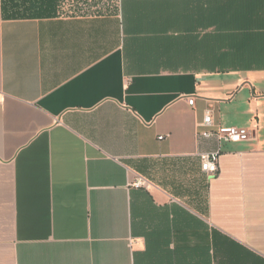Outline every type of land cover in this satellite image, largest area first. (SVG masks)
Instances as JSON below:
<instances>
[{
	"label": "crops",
	"instance_id": "1",
	"mask_svg": "<svg viewBox=\"0 0 264 264\" xmlns=\"http://www.w3.org/2000/svg\"><path fill=\"white\" fill-rule=\"evenodd\" d=\"M97 4L0 8V264H264V0Z\"/></svg>",
	"mask_w": 264,
	"mask_h": 264
},
{
	"label": "built area",
	"instance_id": "2",
	"mask_svg": "<svg viewBox=\"0 0 264 264\" xmlns=\"http://www.w3.org/2000/svg\"><path fill=\"white\" fill-rule=\"evenodd\" d=\"M193 103V98L188 100V105L192 106ZM199 126L203 129L199 133L200 137L205 139H215L218 144L245 142L252 138V133L245 128L215 125L209 109L205 111L202 122ZM219 155L220 150L217 149L213 152L202 154L200 156L201 170L210 178L217 175ZM135 185L140 186L142 185V182L138 181Z\"/></svg>",
	"mask_w": 264,
	"mask_h": 264
},
{
	"label": "trees",
	"instance_id": "3",
	"mask_svg": "<svg viewBox=\"0 0 264 264\" xmlns=\"http://www.w3.org/2000/svg\"><path fill=\"white\" fill-rule=\"evenodd\" d=\"M61 5V0H0L2 11L13 18H52Z\"/></svg>",
	"mask_w": 264,
	"mask_h": 264
},
{
	"label": "rangeland",
	"instance_id": "4",
	"mask_svg": "<svg viewBox=\"0 0 264 264\" xmlns=\"http://www.w3.org/2000/svg\"><path fill=\"white\" fill-rule=\"evenodd\" d=\"M74 1V0H73ZM85 0L84 2H86ZM93 3H90L91 5L87 6L85 4H76L75 2H70V4L67 5H61L60 9L58 10L59 15L61 14H69V13H80L85 11H100V9L97 7L99 4V0H92ZM104 2V1H103ZM111 2V0H110ZM90 8V9H89ZM94 8V9H92ZM92 9V10H91Z\"/></svg>",
	"mask_w": 264,
	"mask_h": 264
}]
</instances>
